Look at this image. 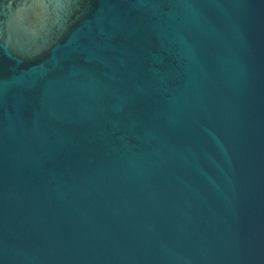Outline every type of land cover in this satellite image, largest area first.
<instances>
[{
  "label": "water",
  "instance_id": "water-1",
  "mask_svg": "<svg viewBox=\"0 0 264 264\" xmlns=\"http://www.w3.org/2000/svg\"><path fill=\"white\" fill-rule=\"evenodd\" d=\"M0 264H264V0H0Z\"/></svg>",
  "mask_w": 264,
  "mask_h": 264
}]
</instances>
